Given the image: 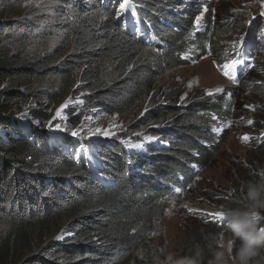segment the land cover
Returning a JSON list of instances; mask_svg holds the SVG:
<instances>
[{"label":"trees","instance_id":"trees-1","mask_svg":"<svg viewBox=\"0 0 264 264\" xmlns=\"http://www.w3.org/2000/svg\"><path fill=\"white\" fill-rule=\"evenodd\" d=\"M129 1L158 44H145L122 24L119 0H0V114L14 102L49 107L82 95L87 109L132 122L138 107L148 105V118L128 123L121 138L134 137L136 127L154 125L160 127L150 131L152 137L169 146L147 145L146 155L131 156L117 141L94 145L99 172L110 181L103 186L83 160L50 142L47 126L32 124L27 138L14 121L1 116L7 137L0 139V264H155L160 249L151 238L169 199L187 194L196 168L207 167L227 139L213 134L209 115L229 114L222 110L224 95L182 107L161 94V82L188 66L189 52L199 60L214 51L224 72L223 65L238 51L223 52L216 39L241 30L239 20L225 26L210 21L217 0ZM203 7L208 22L201 31L195 23ZM128 15H134L130 8ZM255 47L242 42L241 57L248 64L236 68L235 81L246 71L264 81ZM170 100L172 105L164 104ZM260 179L248 171L226 205L243 207L247 182ZM216 225L205 224L201 231L206 234L193 238L184 254L202 248L208 264L211 233L221 231L223 241L231 237L226 226ZM62 235L69 237L57 239ZM252 264H264V248Z\"/></svg>","mask_w":264,"mask_h":264},{"label":"rangeland","instance_id":"rangeland-1","mask_svg":"<svg viewBox=\"0 0 264 264\" xmlns=\"http://www.w3.org/2000/svg\"><path fill=\"white\" fill-rule=\"evenodd\" d=\"M119 2L122 4L124 0ZM205 9L207 8L203 7L199 25L195 23L196 28L201 31L206 28L208 22L206 21L208 9L207 11ZM262 11H264L262 0H217L210 21L219 22L225 26L229 20L235 19L237 22L239 20L241 26L238 27H242L241 30L234 29L230 36L218 37L216 40L222 42L221 50L225 53L229 48H237L239 53L243 41L253 43L258 49L254 55L260 62L257 68L264 72V16L260 14ZM127 13L128 8L123 10L120 8L121 22L148 41V35L138 28L137 24L129 23L128 19L132 17L128 15L127 19ZM198 52L195 51V54ZM185 58L190 60L188 66L176 69L162 78L161 94L171 96L172 100L182 107L194 102H212L215 96L224 95L227 102L222 105V110L228 109L229 114L220 116L210 111L209 115L213 123V134L218 135H216L217 139L221 135H227V139L207 167L196 168L198 175L187 194L177 199H169V209L162 221L158 223V229L151 238V244L160 249L159 256L162 252L168 251L185 255L184 250L192 239L206 234L201 231L205 224H217L219 228L227 224V220L188 211L186 206L215 212L230 209L225 201H230L229 196L234 193L237 186L240 187L238 179L245 178L248 171L261 177L260 174L264 171V149L260 148L264 141V81H256L251 75L248 77V71L240 75L237 81L225 76L218 66L217 53L211 50H208L199 60H195L194 52L187 53ZM226 62L227 59L222 63ZM249 67L252 68V66ZM243 84L255 85L259 88L240 89ZM217 89H223V91L217 92ZM209 92L213 95H208ZM172 100L164 101V104L172 105ZM65 104L68 106L64 107ZM151 109L148 105L138 107L137 113H134L135 119L131 122V118L121 119L106 113L91 111L85 107L82 95H77L58 101L49 107L32 102H14L10 105V111L0 114V117L14 121L15 125L25 132L32 124L39 127L47 126L50 142L55 145L59 143L58 145L68 150L77 159H82L94 178L102 183L104 175L99 172L101 163L93 162L91 157L93 146L104 142L107 145L110 141L119 140L126 147L136 150L140 147L132 145H152L156 139L152 137L150 131H155L160 126L151 125L148 128L139 126L136 127L134 137L121 138L127 135L129 126L140 119H147ZM10 112L13 113L10 114ZM35 114H41L42 118L38 119ZM249 120L253 123L249 124ZM97 129L111 131L115 135H101ZM214 129L223 130L217 132ZM6 131L0 125V139L7 137ZM72 132H77L79 135L73 136ZM25 135L27 138L32 137V128ZM245 135L251 138L248 142L242 140ZM66 140H69L68 144ZM162 145L168 146L166 143ZM212 234L219 235L223 241L224 236L221 231H213ZM62 236L63 239H59L60 241L69 237ZM226 255L228 264H238L236 254H233V247L231 253Z\"/></svg>","mask_w":264,"mask_h":264},{"label":"clouds","instance_id":"clouds-1","mask_svg":"<svg viewBox=\"0 0 264 264\" xmlns=\"http://www.w3.org/2000/svg\"><path fill=\"white\" fill-rule=\"evenodd\" d=\"M260 175L259 181L247 182L243 207L218 212L227 220V224L221 226H226L231 237L227 241H222L217 234L208 237L207 247L211 251L208 264H228L226 253H231L234 244L238 264H252L253 258L264 248V171ZM155 264H204V250L197 247L191 255L162 252L155 258Z\"/></svg>","mask_w":264,"mask_h":264},{"label":"snow or ice","instance_id":"snow-or-ice-1","mask_svg":"<svg viewBox=\"0 0 264 264\" xmlns=\"http://www.w3.org/2000/svg\"><path fill=\"white\" fill-rule=\"evenodd\" d=\"M262 6H264V0H262ZM120 7H121L122 10H123V9H126V8H129V7H133V8H134L133 5H130V4L128 3V0H124V3H122V4L120 5ZM205 11H207V9H205ZM260 14H261V16H264V11H262ZM199 22H200V18H197V21H196L197 25H199ZM237 55L239 56V53H237ZM243 63H244V60H243V59H234V60H232L230 63H227V64L223 65V68H224V75H225V76H229L231 79L235 80V72H236V68H237L238 65H241V64H243ZM220 91H223V89H217V92H220ZM208 95H213V93H212V92H209ZM67 106H68L67 104L64 105V107H67ZM248 123H249V124H252L253 121L249 120ZM57 127H58V126H57ZM222 130H223V129H214V131H217V132H220V131H222ZM97 132H98L99 134H101V135H105V136H112V135H115V134L112 133L111 131H101L100 129H97ZM71 135H73V136H78L79 133H77V132H72ZM250 139H251V138H250L249 136H247V135H245V136L242 137V140H243L244 142H248ZM123 142H124V143H128L127 141H123ZM132 146H133V147H137V148L141 147V145H139V144H137V145H132ZM176 191H177V192H180L181 189H180V188H177ZM216 215H217L218 217H220L221 219H223V217H222L221 214H218V213H217ZM57 239H63V236H59V237H57Z\"/></svg>","mask_w":264,"mask_h":264},{"label":"bare ground","instance_id":"bare-ground-1","mask_svg":"<svg viewBox=\"0 0 264 264\" xmlns=\"http://www.w3.org/2000/svg\"><path fill=\"white\" fill-rule=\"evenodd\" d=\"M131 10H132V8L131 7H129ZM134 13V12H133ZM135 16V13H134V15L132 16V18ZM137 25H138V27L140 28V24L138 23V21H137ZM243 49H247V48H243ZM29 129H31V125H30V127H27V130H26V132H28L29 131ZM25 134H26V132L25 131H23ZM31 138V137H30ZM69 141V140H68ZM103 145H105L106 144V142H104V143H102ZM95 159V163H96V161H98V159L97 158H94ZM188 211H194V212H196V213H198V214H201V215H207V216H210V217H214V218H220V217H218L216 214L218 213V212H215V211H212V210H202L201 208H192V207H188V206H186L185 207ZM208 209V208H207Z\"/></svg>","mask_w":264,"mask_h":264}]
</instances>
